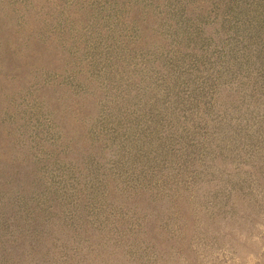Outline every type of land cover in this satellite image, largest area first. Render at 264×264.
Returning <instances> with one entry per match:
<instances>
[{
    "label": "rangeland",
    "instance_id": "obj_1",
    "mask_svg": "<svg viewBox=\"0 0 264 264\" xmlns=\"http://www.w3.org/2000/svg\"><path fill=\"white\" fill-rule=\"evenodd\" d=\"M88 4L91 0H0L6 30L0 49L1 44L6 50L22 46L25 66L63 68L51 82L79 96L92 95L97 139L117 135L130 150L142 136H152L160 113L157 139L167 154L146 172L152 177L147 183L136 182L132 171L122 174L128 193L139 187L148 194L138 214L120 203L101 207L88 199L81 204L77 191L87 187L85 178L76 174L77 182L73 171L64 178L65 168L48 170V187L57 188L64 203L74 196L69 209L47 210L57 227L49 228L57 234L59 228H82L86 222L92 227L91 238L74 237L70 255L48 256V264H264V62L219 84L216 71L224 65L217 60L224 50H209L202 62L187 54L192 50H177L172 43L143 49L132 32L120 31L113 43L119 21L83 17L78 10ZM212 74L216 79L208 85ZM80 80L85 87L76 88ZM169 83L175 85L172 94ZM194 91L205 96L197 98ZM141 94L162 97L163 111L146 116L139 108ZM32 106L33 99L25 96L18 113L34 115ZM29 119L16 152L22 158L32 148L41 160L48 153L44 142L56 139L55 122L46 114ZM118 148V143L109 148V168ZM50 251L62 250L55 244Z\"/></svg>",
    "mask_w": 264,
    "mask_h": 264
},
{
    "label": "trees",
    "instance_id": "obj_2",
    "mask_svg": "<svg viewBox=\"0 0 264 264\" xmlns=\"http://www.w3.org/2000/svg\"><path fill=\"white\" fill-rule=\"evenodd\" d=\"M59 1L55 0V4ZM88 6L86 10H78L83 17L90 18L95 14L99 20L113 18L119 21L113 30L112 41L118 38L120 31L121 34L132 32L137 36V45L143 49L156 46L160 49L172 43L177 50H192L187 54L191 53V57L202 62L209 59V50H224L217 60L224 65L216 71L219 84L251 70L255 62H264V0H91ZM15 17L12 16L11 20ZM3 24L0 23L1 41L6 32ZM1 47L0 264H48L50 256L70 255L74 237L87 239L92 236V227L87 222L82 228H59L57 234L62 239H57L55 230L49 228L57 227L51 225L53 216L49 212L47 215V210L53 207L55 212L69 209L74 196L64 198L68 200L64 203L60 191L46 184L48 170L65 168L62 173L64 178L73 171L77 182L79 178H85L87 187L77 191L81 204L88 199L101 207H119L120 203L127 211L129 209L138 214L140 203L148 194L139 187L133 192L128 190V193L122 186V174L125 170L132 171L140 184L152 180L146 172L153 168L157 158L167 154L166 145L157 139L158 116L161 114L151 125L152 136H142L130 150H126V145L119 144L123 138L117 135L101 134L97 139L93 135L96 125L92 122L98 110L92 95L86 92L87 96H79L70 92L63 83L51 82L53 77L64 73L63 68L42 63L25 66L28 57L21 55L19 50L22 46L16 45L13 50H6L2 44ZM37 58L43 61L41 56ZM185 58L183 56L182 60L185 61ZM34 62L39 61L35 59ZM206 71L208 73L210 69L206 67ZM214 79L216 77L212 74L208 85ZM190 83L196 87L192 79ZM77 84L76 88L85 87V81L80 80ZM174 86L169 83L170 90L167 92L174 93ZM193 95L198 98L205 93L194 91ZM25 96L33 99L34 115L31 111L30 114L18 113ZM138 98L141 101L139 108L146 116L163 111L162 97L158 99L152 94H141ZM42 114L54 120L56 139L44 142L48 152L44 159L36 160L31 153L32 148L24 152L26 156L19 157L16 143L21 139V127L26 125V117L39 119ZM117 128L118 133H122L120 124ZM116 143L120 148L113 156L115 165L109 168L107 160L112 156L109 148ZM81 210L84 208L81 207ZM55 217L58 221L63 219L59 213ZM55 244L62 250L59 254L50 251Z\"/></svg>",
    "mask_w": 264,
    "mask_h": 264
}]
</instances>
